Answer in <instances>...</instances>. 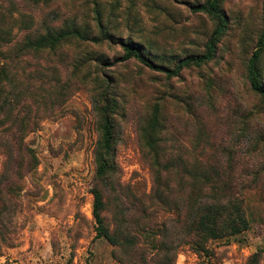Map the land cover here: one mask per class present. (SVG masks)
Segmentation results:
<instances>
[{"label": "rangeland", "instance_id": "1", "mask_svg": "<svg viewBox=\"0 0 264 264\" xmlns=\"http://www.w3.org/2000/svg\"><path fill=\"white\" fill-rule=\"evenodd\" d=\"M206 1L0 0V66L22 84L33 115L25 142L37 161L0 264H264V98L248 72L263 0H221L224 29L200 66L168 77L135 58L116 63L127 46L172 70L206 54L220 26L196 12ZM61 30L85 38L28 46ZM258 78L264 85V50ZM105 104L115 167L106 184L95 176ZM95 187L116 245L97 238ZM210 189L236 194L248 229L202 252L184 243L183 222Z\"/></svg>", "mask_w": 264, "mask_h": 264}, {"label": "trees", "instance_id": "2", "mask_svg": "<svg viewBox=\"0 0 264 264\" xmlns=\"http://www.w3.org/2000/svg\"><path fill=\"white\" fill-rule=\"evenodd\" d=\"M30 1L40 3L49 0ZM220 2L221 0H207L204 4L195 7L196 12L209 14L220 22V26L208 42L206 54L181 59L172 70L155 64L143 56L136 48L127 46L125 48V56L118 59L116 63L135 58L149 70L171 77L179 75L184 68L200 66L212 60L216 50V42L222 34L225 24ZM71 37L85 38L77 30H61L59 33H47L30 42L28 46L35 51L54 50L61 42ZM263 50L264 27L258 42V49L254 52L248 67L252 90L264 98V85L258 78V64ZM10 85L11 88L13 87L11 90L9 89ZM23 92L21 82L14 77L12 78L5 66H0V250L5 245H15L13 236L15 237L17 234L16 222L23 207L24 180L26 175L30 174L35 168L37 162L34 152L29 149L25 142L27 134L31 131L29 121L32 120L33 115L26 100L21 96ZM113 150L114 125L110 118V107L105 104L102 108L101 143L95 154L97 166L95 176L98 183L106 184L108 177L115 173V167L111 162ZM206 181L208 179H205L203 183ZM112 188L115 189V187ZM212 190L210 189V192L201 190L199 195L202 198L194 199L193 202L187 205V213L183 222L184 243L202 252L206 251V246L210 241L229 239L248 229V222L241 205L238 204L239 201L236 194L219 193L217 191L216 197ZM92 194L94 198L93 216L97 224V238H104L116 245L120 237L110 232L103 217L106 207L104 190L95 187Z\"/></svg>", "mask_w": 264, "mask_h": 264}]
</instances>
